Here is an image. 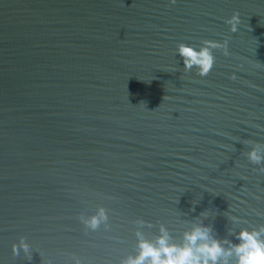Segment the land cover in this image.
Returning a JSON list of instances; mask_svg holds the SVG:
<instances>
[{"label":"water","instance_id":"95a60500","mask_svg":"<svg viewBox=\"0 0 264 264\" xmlns=\"http://www.w3.org/2000/svg\"><path fill=\"white\" fill-rule=\"evenodd\" d=\"M203 40L228 54L201 77L176 47ZM248 141L264 143V0H0V264H119L137 218L149 237L204 210L220 237L231 216L264 223ZM99 207L109 229H86Z\"/></svg>","mask_w":264,"mask_h":264},{"label":"clouds","instance_id":"9594fccd","mask_svg":"<svg viewBox=\"0 0 264 264\" xmlns=\"http://www.w3.org/2000/svg\"><path fill=\"white\" fill-rule=\"evenodd\" d=\"M176 0H170L174 5ZM239 16L233 12L225 23L229 25L231 32L237 31ZM223 49L227 55V41L203 40L198 48L184 43L177 44L176 51L183 61V69L188 72L195 68L201 77L207 76L214 65L212 49ZM251 147L244 153L247 160L257 165L258 171L264 173V143L248 141ZM202 211L191 221H187L189 227L180 232L179 237L173 236L164 224L158 225L156 233L147 236L141 229L145 226L149 229L152 223L141 218L135 220L138 226L134 235L135 251L119 260V264H264V223L246 228L239 226L240 218L231 216L234 225L238 230L229 229L228 235L220 237L214 234L211 224L204 223ZM109 216L104 207L97 208L96 212L87 218L81 216L80 222L86 229L98 230L104 225L105 230L109 229ZM234 237L229 239L228 237ZM13 256L23 253L27 261L32 259L30 245L23 237L18 243L11 245ZM42 264H50V261L42 259ZM73 264H82V261L75 257Z\"/></svg>","mask_w":264,"mask_h":264}]
</instances>
